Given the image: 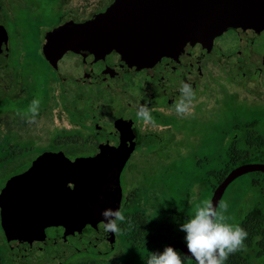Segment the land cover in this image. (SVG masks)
<instances>
[{
    "label": "flooded vegetation",
    "instance_id": "flooded-vegetation-1",
    "mask_svg": "<svg viewBox=\"0 0 264 264\" xmlns=\"http://www.w3.org/2000/svg\"><path fill=\"white\" fill-rule=\"evenodd\" d=\"M115 11L116 0H0L8 34L0 52V264H112L122 252L126 264H146L149 252H161L159 239L170 240L164 248L185 242L192 191L202 200L222 182L214 187L223 143L225 155L246 145L249 155L264 153V137L248 126L217 137L215 151L192 131L230 93L263 102L264 68L256 88H240L205 57L194 80L190 64L138 58ZM181 82L195 93L184 116L174 109ZM140 104L155 125L136 115ZM106 208L123 209L120 232L103 227ZM255 257L264 264V251H252L259 264Z\"/></svg>",
    "mask_w": 264,
    "mask_h": 264
},
{
    "label": "water",
    "instance_id": "water-1",
    "mask_svg": "<svg viewBox=\"0 0 264 264\" xmlns=\"http://www.w3.org/2000/svg\"><path fill=\"white\" fill-rule=\"evenodd\" d=\"M113 18L127 30L130 49L138 58L154 56L150 58L154 63L162 57L168 66L190 64L197 80L200 61L206 57L219 61L240 88L259 84L264 68V0H116ZM7 41V31L0 26L1 53ZM249 172H264V163L233 168L210 201L218 207L227 187ZM75 245L76 241L74 252ZM167 246L192 259L182 239Z\"/></svg>",
    "mask_w": 264,
    "mask_h": 264
},
{
    "label": "clouds",
    "instance_id": "clouds-1",
    "mask_svg": "<svg viewBox=\"0 0 264 264\" xmlns=\"http://www.w3.org/2000/svg\"><path fill=\"white\" fill-rule=\"evenodd\" d=\"M180 97L174 101V109L180 116L189 114V108L195 99L192 86L181 82ZM40 101L34 99L24 116L29 123L35 122ZM29 113L31 115L29 116ZM136 115L145 123L155 125L147 104L138 105ZM228 203L220 201L219 206L210 200H204L194 206L192 215L180 225L190 257L196 264H224L229 255L246 248L244 241L247 231L239 224L228 223L225 213ZM103 227L112 232H120L118 221L125 222L123 209L106 208L101 213ZM129 224L131 221H128ZM146 264H184L181 254L171 246L162 252H149Z\"/></svg>",
    "mask_w": 264,
    "mask_h": 264
},
{
    "label": "rangeland",
    "instance_id": "rangeland-1",
    "mask_svg": "<svg viewBox=\"0 0 264 264\" xmlns=\"http://www.w3.org/2000/svg\"><path fill=\"white\" fill-rule=\"evenodd\" d=\"M15 47L22 49L23 45L16 44ZM34 69L42 71L39 65L34 66ZM239 93L233 92L226 95L219 109L203 112L206 115L203 125L195 123V126L192 127V131H195L197 136L202 130L206 137L207 149L215 151L217 137L223 142L226 135L236 132L240 133L246 126L252 133L261 134L264 137V101H251L247 94L243 96ZM235 100L237 101L235 102ZM232 127L235 128L232 129ZM223 150L222 163L226 158L224 143ZM248 158L250 163H264V153L252 152ZM212 164L214 165L215 163ZM258 180H261V182L254 183V181ZM262 180H264V175L249 172L237 178L227 187L221 201H226L229 205L228 211L225 213V216L228 217V223L240 224L244 214L254 206L259 204L264 206V196L260 194V192L264 191V181ZM210 199L211 192L209 189H206L205 199L202 200L200 199L198 188L194 189L191 196L192 202L186 208L188 215H192L196 204ZM128 261L126 254L122 252L121 255H118L111 262L112 264H126ZM254 261L262 264L261 258L257 261V257H255Z\"/></svg>",
    "mask_w": 264,
    "mask_h": 264
},
{
    "label": "trees",
    "instance_id": "trees-1",
    "mask_svg": "<svg viewBox=\"0 0 264 264\" xmlns=\"http://www.w3.org/2000/svg\"><path fill=\"white\" fill-rule=\"evenodd\" d=\"M255 135L258 136L260 134L256 133ZM247 148V145L241 148L237 156L227 153L222 164V175L220 179H217L214 187H216L220 181H223L233 168L243 163H250V159L248 158L250 155ZM254 173L257 175H264V172ZM214 178H216V176ZM259 182H261V180L254 181V183ZM210 192L212 195L213 191ZM260 194L264 196V191L260 192ZM239 225L243 227L248 233L247 238L244 241L246 248L229 255L224 264H253V260L251 258L252 251H264V206L259 204L250 209L246 214H244ZM175 231H177V229H175ZM179 237L182 236L178 235L175 238ZM168 241L170 240L168 239L163 241L159 239V243H162V245H159V251L162 252L164 250V244H166ZM179 253L181 254L184 264H196V262L188 259L183 253Z\"/></svg>",
    "mask_w": 264,
    "mask_h": 264
}]
</instances>
